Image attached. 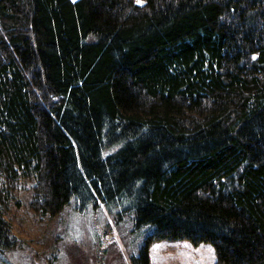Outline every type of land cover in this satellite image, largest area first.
<instances>
[{
    "label": "trees",
    "instance_id": "1",
    "mask_svg": "<svg viewBox=\"0 0 264 264\" xmlns=\"http://www.w3.org/2000/svg\"><path fill=\"white\" fill-rule=\"evenodd\" d=\"M27 186L264 264V0H0L1 255Z\"/></svg>",
    "mask_w": 264,
    "mask_h": 264
},
{
    "label": "rangeland",
    "instance_id": "2",
    "mask_svg": "<svg viewBox=\"0 0 264 264\" xmlns=\"http://www.w3.org/2000/svg\"><path fill=\"white\" fill-rule=\"evenodd\" d=\"M18 204L7 214L18 246L1 255L0 264H133L143 233L130 220H116L107 209L77 210L71 204L53 219H40L28 208L29 191L19 189ZM150 264H216L211 244L159 241Z\"/></svg>",
    "mask_w": 264,
    "mask_h": 264
},
{
    "label": "snow or ice",
    "instance_id": "3",
    "mask_svg": "<svg viewBox=\"0 0 264 264\" xmlns=\"http://www.w3.org/2000/svg\"><path fill=\"white\" fill-rule=\"evenodd\" d=\"M138 3H142V0H137Z\"/></svg>",
    "mask_w": 264,
    "mask_h": 264
}]
</instances>
